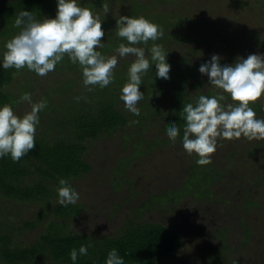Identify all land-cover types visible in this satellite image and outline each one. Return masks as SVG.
<instances>
[{"label": "rangeland", "instance_id": "obj_1", "mask_svg": "<svg viewBox=\"0 0 264 264\" xmlns=\"http://www.w3.org/2000/svg\"><path fill=\"white\" fill-rule=\"evenodd\" d=\"M135 3L143 7L142 11ZM108 5L110 11L105 17L102 8L97 12L104 19L102 25H110L106 31H112L111 20L129 14L149 16L163 29L160 39L149 41L143 48L151 61L150 46L156 43L164 47L168 52L169 79L158 78L152 65L142 79L151 93L137 105L142 114L146 101L157 114L144 112L150 115L147 120L139 115L130 118L128 125L87 144L85 160L90 172L68 181L79 193L75 203L79 210L73 217L56 219L50 214L52 207L59 204L57 190L50 205L0 198V232L10 227L17 231V243L29 246L50 223L67 234L92 237L116 235L130 222L153 223L169 228L181 241L175 254L157 264H264V140L219 139L212 163L200 166L196 163L199 157L183 149L184 128L173 143L165 127L179 101L195 104L200 95L221 92L198 71L212 55L221 57L222 66L233 64L237 57L264 55V0H111ZM4 45L0 40L1 64ZM114 46L107 47L113 52L102 54L115 55ZM133 60L132 56L118 58L114 82L108 85L116 93L119 83L127 81L123 75L128 78ZM25 87L33 103L43 99L55 111L64 104L93 105L100 99V90L103 99H112L107 86H93L89 91L83 84L81 69H55L43 77L27 69L9 87L16 99L13 110L20 116L31 109L28 102L20 101ZM55 90L66 95L61 97ZM72 91L77 94L74 96ZM70 93L82 99H63ZM223 94L225 103H232L230 96ZM115 102L120 111L131 113L120 98ZM249 106L256 118L264 119V96ZM38 115L35 134L41 135L47 132L49 116L54 113ZM47 133L56 135L54 130ZM26 222L35 227L19 231Z\"/></svg>", "mask_w": 264, "mask_h": 264}, {"label": "clouds", "instance_id": "obj_2", "mask_svg": "<svg viewBox=\"0 0 264 264\" xmlns=\"http://www.w3.org/2000/svg\"><path fill=\"white\" fill-rule=\"evenodd\" d=\"M104 17L109 13V5H102ZM99 13L89 7H82L78 0H57L55 18H38L31 11L21 10L14 21V27L20 31L8 39L4 45L3 68L16 70L25 67L43 77L55 70L65 56L71 63L79 64L82 70L83 84L92 90L93 86L104 88L114 82V69L118 58L134 57L128 68V79L121 89L120 99L124 107L134 115H139L138 103L144 93L139 90L142 77L156 67V76L169 79L170 65L166 62L168 52L160 44L153 43L150 49L151 61L145 49L138 47L149 41H157L163 36L160 25L144 16H120L116 21V35L127 43H120L116 54L105 56L98 48L105 32ZM221 57L212 55L210 62L202 64L198 71L207 75L209 84L221 90L212 96L200 95L195 104L187 103L183 107V149L199 158L197 165L212 163L211 156L216 152L218 140L246 138L264 140V119L256 118V112L249 105L264 96V55L250 54L247 58L237 57L231 65H221ZM152 62H155L154 64ZM226 93L232 103H225ZM77 101L82 97H77ZM21 102H28L30 111L17 115L10 104L0 107V157L10 155L13 162L20 161L34 149L36 127L39 124L38 113L47 107L45 100L32 102L31 94L24 93ZM167 136L175 143L180 134L177 124L167 127ZM58 203L66 206L79 200V193L68 180L59 178ZM88 248L81 245L80 255H87ZM127 255V253H126ZM78 252H70L72 261H76ZM106 264H125L116 249L108 252Z\"/></svg>", "mask_w": 264, "mask_h": 264}, {"label": "trees", "instance_id": "obj_3", "mask_svg": "<svg viewBox=\"0 0 264 264\" xmlns=\"http://www.w3.org/2000/svg\"><path fill=\"white\" fill-rule=\"evenodd\" d=\"M110 1L83 0L79 3L82 7H89L97 13L104 3L109 4ZM137 5L138 10L143 9L142 6ZM21 10L31 11L38 18L48 17L56 14L57 0H5V2L0 0V40L3 41V45L16 34V31H20L14 27V21ZM134 15L129 14L128 16L134 17ZM117 20H111L113 25L111 32L105 30L107 28L110 30L109 23L102 25L105 32L102 38L104 47L97 51L110 53L113 52L110 51L112 48L107 49L110 44H115L113 47L115 51L120 43H127L126 40L116 35L115 21ZM137 46L144 47V44ZM55 69L78 72L81 68L78 63H71L65 56ZM25 70H27L26 67L21 70L4 69L0 63V107L4 104L14 107L16 99L9 92V87L15 82L17 75ZM123 78L128 79L125 75ZM126 82L124 81L123 85ZM70 83H73V86L76 85L73 81ZM119 84L121 86L117 93L114 88L107 86L112 99H103V91L100 90L97 93L100 94V99L94 102L95 105L87 103L81 107L82 104L79 105V103H72L70 106L64 104L58 108L59 111H55L53 106L47 104V107L40 111V115L53 111L54 116H49L47 132L54 130L56 135L50 136L47 132L41 135L35 134L34 149L18 162H13L10 155L0 157V198L20 203L43 201L50 205L56 194L55 190L60 187L59 178L70 181L89 173L91 167L85 160L87 144L102 134L128 125L130 118H138L132 113L126 115L125 111L122 112L117 108L115 100L120 98L123 87L121 83ZM139 90L144 93V96L151 93L147 92L144 81L139 86ZM58 91L55 90L61 97L66 95L65 92ZM24 93H27L26 87L22 89L20 97ZM72 94L75 96L77 93L72 91ZM72 94L70 93L63 99L69 97L67 101H74L77 97ZM185 105L186 103L182 101L175 104L165 124L166 128L174 122L180 130L184 128L185 120L182 110ZM143 108V113L139 114L140 119L147 120L152 114L156 116L157 111L151 110L146 101ZM144 112L151 114L145 116ZM33 174L37 177L33 178ZM78 210L79 207L76 204L66 206L58 204L52 207L50 214L56 219H64L73 217ZM34 227L35 224L26 222L18 230ZM15 232L17 231L7 226L0 232V264H106L108 252L112 249L117 250L125 264H157L175 254L181 247L180 239L172 230L153 223L130 222L120 233L101 237L67 234L59 226L50 223L38 239L29 246H20L16 241ZM81 245L88 248L87 255L79 254ZM73 248L78 252L76 261L70 258Z\"/></svg>", "mask_w": 264, "mask_h": 264}]
</instances>
